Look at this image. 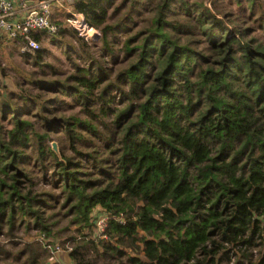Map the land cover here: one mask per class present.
<instances>
[{"label":"trees","instance_id":"trees-1","mask_svg":"<svg viewBox=\"0 0 264 264\" xmlns=\"http://www.w3.org/2000/svg\"><path fill=\"white\" fill-rule=\"evenodd\" d=\"M219 2L74 1L100 58L72 29L70 72L0 93V234L53 235L62 198L91 233L73 236L75 264H264V0ZM0 253L39 264L34 241Z\"/></svg>","mask_w":264,"mask_h":264},{"label":"rangeland","instance_id":"rangeland-1","mask_svg":"<svg viewBox=\"0 0 264 264\" xmlns=\"http://www.w3.org/2000/svg\"><path fill=\"white\" fill-rule=\"evenodd\" d=\"M115 2L118 3L120 0H115ZM210 3L211 0H208L207 4L210 5ZM218 8L223 11L227 9L229 11L233 10L237 13L239 12V5L236 3V0H220ZM74 10L75 9L71 8L69 5H66L61 10L56 9L52 14V20L58 25L57 32L55 34H49L47 32L41 33L40 39L37 40L38 45L33 50L24 52L21 50V46L24 43L22 38H15L13 40L3 38L0 40V93L8 91L18 92L20 90V85L31 93H39L40 90L36 85L31 84L28 78H42L45 76L57 77L59 73L66 74V72H70L72 67L68 53L71 52V55L75 58L76 54H74L75 52L72 49L69 50L68 44H71L72 42L77 45V40L72 34V29L75 30L76 35L81 36L82 39L86 41L88 50L92 52L95 57L100 58L97 51L100 44L98 41L99 30L88 24L80 25L78 22L80 17L78 16L77 11ZM241 14L245 13L241 12ZM245 16L247 15L245 14ZM238 23H240V20ZM238 23H232L231 26H235ZM242 23L244 24V22ZM245 24L252 25L254 22L248 19ZM253 34L263 36L262 29H257ZM43 47L46 49L42 52L41 59L39 60L40 63H36L31 55L24 54L25 52L33 54L35 49ZM47 63L51 64L53 67L47 65ZM109 64L110 61H108L107 65ZM113 65L115 68L120 66L117 63ZM53 70H57L56 73H54ZM67 100L71 102L70 98H67ZM63 107L65 114H70L80 109L79 105L70 106L69 104ZM0 121L8 124V121L1 117V109ZM36 121H38V119ZM52 141L58 142L55 136H53ZM29 164L32 168V161ZM34 175L36 176L35 178H37V183L35 184L36 188L50 189L49 184L40 179V173H38V171L35 170ZM62 200L63 199L61 198L57 204L47 209V214L52 213V219L56 220L55 224L52 226L54 228L53 235H43V233H40L39 229L34 227L32 223L27 226L25 222L18 223L17 221L15 238L0 234V243L4 244L11 250H15L25 241H34L36 242V247L39 251V264H59L57 260H61L67 253H69L71 246L75 241L73 236L80 238L87 233L89 236L91 235L89 229L78 228L77 225L70 222V214L64 213L65 207L61 205ZM47 245H50V247L48 248ZM54 247L58 248L57 252H55L56 249H54ZM51 255H55V257L50 259ZM8 260L10 259H2L0 253V264H7ZM20 262L21 261H16L15 264H20ZM229 264H233V260L230 261Z\"/></svg>","mask_w":264,"mask_h":264},{"label":"built area","instance_id":"built-area-1","mask_svg":"<svg viewBox=\"0 0 264 264\" xmlns=\"http://www.w3.org/2000/svg\"><path fill=\"white\" fill-rule=\"evenodd\" d=\"M75 0H35L31 5H27V0H0V34L4 39L13 40L22 38L24 40L21 50L30 51L38 45L37 40L32 37V31H43L55 34L58 25L52 20V12L55 6L65 7L69 5L73 8ZM26 8L20 19H15L14 14L18 9ZM75 11V10H74ZM80 17V25H87L83 15L77 12ZM96 213V225L100 232H103L107 224V215L104 212ZM49 248L50 245H47ZM55 252L58 251V248ZM55 255H51L53 259Z\"/></svg>","mask_w":264,"mask_h":264},{"label":"crops","instance_id":"crops-1","mask_svg":"<svg viewBox=\"0 0 264 264\" xmlns=\"http://www.w3.org/2000/svg\"><path fill=\"white\" fill-rule=\"evenodd\" d=\"M35 0H27V5H31L33 2H34ZM62 8H64V7H61V6H55L54 8H53V12L57 9H59V10H61ZM25 10H26V8H21V9H18L17 11H16V13L14 14V18L15 19H20L21 17H22V15L24 14V12H25ZM53 12H52V14H53ZM1 39H3V37H2V35L0 34V40ZM58 261V263L59 264H75L74 262H73V260L70 258V256H69V254L67 253L61 260L59 259V260H57ZM56 261V262H57ZM63 261V262H62Z\"/></svg>","mask_w":264,"mask_h":264},{"label":"water","instance_id":"water-1","mask_svg":"<svg viewBox=\"0 0 264 264\" xmlns=\"http://www.w3.org/2000/svg\"><path fill=\"white\" fill-rule=\"evenodd\" d=\"M207 1L208 0H205V3L207 4ZM51 146L53 148V150L56 152V153H59V149H58V145H57V142L56 141H52L51 142Z\"/></svg>","mask_w":264,"mask_h":264}]
</instances>
